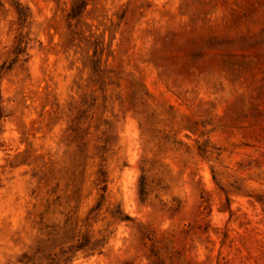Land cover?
Masks as SVG:
<instances>
[{
	"label": "rangeland",
	"instance_id": "rangeland-1",
	"mask_svg": "<svg viewBox=\"0 0 264 264\" xmlns=\"http://www.w3.org/2000/svg\"><path fill=\"white\" fill-rule=\"evenodd\" d=\"M0 264H264V0H0Z\"/></svg>",
	"mask_w": 264,
	"mask_h": 264
}]
</instances>
